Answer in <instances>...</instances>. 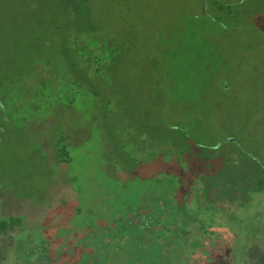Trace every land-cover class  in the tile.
<instances>
[{
	"label": "rangeland",
	"instance_id": "rangeland-1",
	"mask_svg": "<svg viewBox=\"0 0 264 264\" xmlns=\"http://www.w3.org/2000/svg\"><path fill=\"white\" fill-rule=\"evenodd\" d=\"M73 40L111 55L103 77L90 78L92 52L79 64ZM56 72L84 74L70 112ZM92 122L99 135L83 145L102 146L108 168L136 131L176 137L168 124L203 142L237 135L264 160V0H0V211L5 195L49 206L67 175L43 139L94 137ZM128 122L137 128L123 134ZM7 237L0 264H17L4 259Z\"/></svg>",
	"mask_w": 264,
	"mask_h": 264
},
{
	"label": "flooded vegetation",
	"instance_id": "flooded-vegetation-1",
	"mask_svg": "<svg viewBox=\"0 0 264 264\" xmlns=\"http://www.w3.org/2000/svg\"><path fill=\"white\" fill-rule=\"evenodd\" d=\"M80 46L73 40V50ZM75 86H69L67 112L77 100ZM112 101L105 99L104 107L111 108ZM92 125L94 137L62 129L43 139L50 160L67 175L49 206L2 197L0 234L8 235L4 259L17 264H264V160L237 135L203 142L175 124L168 127L176 137L136 131L135 138L117 147L121 158L116 153L117 163L108 168L102 146L83 145L99 135ZM125 126L130 130L123 134L137 128ZM76 161L85 164L79 172L73 168Z\"/></svg>",
	"mask_w": 264,
	"mask_h": 264
},
{
	"label": "trees",
	"instance_id": "trees-1",
	"mask_svg": "<svg viewBox=\"0 0 264 264\" xmlns=\"http://www.w3.org/2000/svg\"><path fill=\"white\" fill-rule=\"evenodd\" d=\"M217 9L219 11H224L225 13H226V11H228V12L231 11L230 9H228V8H226L224 6H220V5H218ZM96 43H99V45L97 46ZM100 43L101 42H99V41H96V42L94 41V46L96 48H101L102 46H104V45L101 46ZM82 49L83 50L85 49V51L87 52V54H88V51H91L92 52V55L91 56L88 54V56H87L88 57L87 58L88 61L86 62L87 64H85L87 66L88 65V62H89V64L91 65V69H92L91 70V73L93 75L90 78L95 79L94 77H103L102 75H103V72H105L104 70H103L102 73L100 72V75L96 74V73H98V71L100 69V68L98 69V67L100 66V63H97V62H99V61L100 62H103V65H104V68H105L106 62H109L112 59L111 58V55L110 54H107L103 50V51H100L101 53L98 54L97 57H95V56H93L92 49H88L86 46L85 47L80 46L79 49L73 50L74 53H75V55H76V58H77L79 64L81 63V60L79 59L78 56L81 55V50ZM103 58H107V60L104 61ZM95 65H96L97 68L94 67ZM81 75H84L83 72L80 73V75H72V74H69L68 72H63V73L56 72L55 74H51L50 80H54L55 81V85L54 86H56V90H57V92L59 94V97H63L64 98L65 96H67V99H68L69 94H65L64 91H67V90L69 91V86L72 85V84L73 85H76L75 87H79L78 86V83H77V78L81 80ZM45 82H48V81H45ZM46 84L47 83H45V86H46ZM45 86H43V87H45ZM95 95H96V93L95 92H92V93L89 94V97L93 98V97H95ZM2 228H3V225L1 224L0 229H2Z\"/></svg>",
	"mask_w": 264,
	"mask_h": 264
}]
</instances>
